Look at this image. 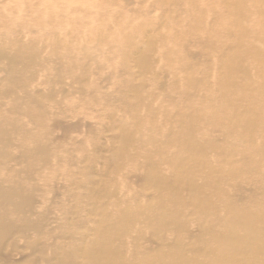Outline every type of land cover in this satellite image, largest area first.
I'll return each mask as SVG.
<instances>
[{
  "label": "rangeland",
  "instance_id": "1",
  "mask_svg": "<svg viewBox=\"0 0 264 264\" xmlns=\"http://www.w3.org/2000/svg\"><path fill=\"white\" fill-rule=\"evenodd\" d=\"M198 2L232 23L225 0ZM188 4L0 0V47L63 52L28 84L0 59V187L41 225L0 198L16 226L0 264H264L262 65L230 93L224 48L184 34Z\"/></svg>",
  "mask_w": 264,
  "mask_h": 264
},
{
  "label": "bare ground",
  "instance_id": "2",
  "mask_svg": "<svg viewBox=\"0 0 264 264\" xmlns=\"http://www.w3.org/2000/svg\"><path fill=\"white\" fill-rule=\"evenodd\" d=\"M179 1V0H175ZM200 1V0H199ZM198 0H189L188 10L185 11L186 15L190 18L189 24H193L192 29L194 31L189 33H184L186 36L195 35L208 37L207 42L205 43L206 47H209L211 50L207 55L213 57L218 55L217 48H224L222 61V69L224 71L221 80L222 85L229 88L230 93H235L240 86L237 83L230 82V79L241 76L245 81L249 74L244 66H239L246 58L255 59L261 67L256 70V73L264 78V0H225V5L230 7L228 11V17L232 20L230 25L224 26L221 21L215 18L214 27L218 28L213 29L209 23H206L203 16L202 9L198 6ZM211 10H214L210 6ZM220 25V26H219ZM183 35V34H182ZM210 35H219L221 39L213 40L210 42ZM224 39V41H222ZM260 41L262 43V48L253 52L249 50L250 42ZM215 42L217 44L215 45ZM181 44V43H180ZM57 43H52L50 48H44L45 51H50L55 54V57L42 56L41 54L33 51H29L28 48H18L15 46L0 47V59L6 61L10 71L16 75L21 82L28 84L29 81H32L37 75L41 72H48L44 69L45 64H49L52 59L60 58L63 52L59 49H56ZM47 54H50L47 52ZM67 61H69L70 55H65ZM52 58V59H51ZM61 61L64 64L69 65L70 63H65L62 59ZM15 76V77H16ZM189 89L196 87L197 85L193 82V78L189 76ZM18 82V81H16ZM203 86V82H202ZM258 89L264 88L262 85L257 86ZM225 102L232 103L235 95L228 96V93L224 94ZM142 109H150V102L147 101V98L140 103ZM140 106H138L139 108ZM149 131V130H148ZM0 132L4 133V130L0 128ZM150 132V131H149ZM30 140H36V138H31ZM39 140L34 141L35 146L39 150V156L42 157L44 162H47V154L44 147L41 145L38 146ZM150 156L147 157V160ZM30 170V169H28ZM13 194L10 192H5L0 187V198L4 201H8L16 210L17 213H21L23 216L19 215L20 220L26 225V228H35L40 229V222H36L34 218H28V215H24L23 208L27 203L28 199H20L17 201L12 200ZM18 197V193H17ZM123 218H128L131 216V213L126 209L122 211ZM16 231V226L14 222L8 218L6 214H0V252L2 251V246L4 242L9 238V235L13 234Z\"/></svg>",
  "mask_w": 264,
  "mask_h": 264
}]
</instances>
